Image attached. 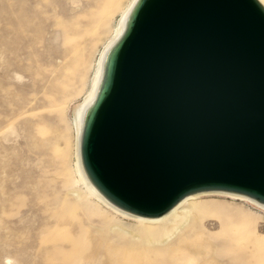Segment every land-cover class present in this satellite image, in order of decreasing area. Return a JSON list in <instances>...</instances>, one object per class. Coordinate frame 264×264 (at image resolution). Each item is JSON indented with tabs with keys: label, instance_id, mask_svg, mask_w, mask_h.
Here are the masks:
<instances>
[{
	"label": "water",
	"instance_id": "95a60500",
	"mask_svg": "<svg viewBox=\"0 0 264 264\" xmlns=\"http://www.w3.org/2000/svg\"><path fill=\"white\" fill-rule=\"evenodd\" d=\"M97 188L157 216L204 189L264 201V10L140 0L81 136Z\"/></svg>",
	"mask_w": 264,
	"mask_h": 264
},
{
	"label": "rangeland",
	"instance_id": "374dc122",
	"mask_svg": "<svg viewBox=\"0 0 264 264\" xmlns=\"http://www.w3.org/2000/svg\"><path fill=\"white\" fill-rule=\"evenodd\" d=\"M128 1L0 0V264H186V251L145 252L120 232L138 221L99 202L76 168L74 113ZM193 201V262L264 264L263 209Z\"/></svg>",
	"mask_w": 264,
	"mask_h": 264
},
{
	"label": "bare ground",
	"instance_id": "6f19581e",
	"mask_svg": "<svg viewBox=\"0 0 264 264\" xmlns=\"http://www.w3.org/2000/svg\"><path fill=\"white\" fill-rule=\"evenodd\" d=\"M139 1L140 0H129L128 3L126 4L119 18L114 37L103 48L99 56L97 69L93 76L90 90L86 95L85 99L83 100V102L75 110L74 118L76 122V135H77L76 144H75L76 168L79 174L80 181L85 185V187L90 192V194L94 196L103 205L111 208L112 210L120 213L121 215H124L126 217L138 221L137 222L138 224L136 225V232L143 233L145 237L141 238L140 236L137 235L136 232L131 233L130 231L124 228H118L120 232L125 234L128 233L131 234V236H133V239L134 237L140 238L141 240L140 244L145 252L149 250L162 251L167 248L169 249L170 253L173 254H178L182 251H186L189 254V257L185 261V263L196 264L195 262L192 261L193 259L192 257L193 255H196L200 252L199 251L200 249L196 247L198 239L196 238L197 239L196 240L195 238L189 235L196 224V221L193 218V213L199 212L196 203L193 201L195 200V197L206 194L224 195L228 197L246 200L263 210H264V201L257 200L242 193H237L227 190H218V189H204L186 194L185 196L177 200L169 209H167L165 212L157 216L138 215L119 207L118 205L113 203L110 199H108L93 183V181L87 174L81 159L80 144H81V136H82L83 128L86 119L90 111L92 110L93 105L103 85L109 56L113 51V49L115 48V46L117 45V43L123 37L127 29L128 23L131 19L132 13ZM256 1L264 10V0H256ZM213 258L210 257L208 258L209 260L206 259L202 260L201 263L199 264H217L215 263Z\"/></svg>",
	"mask_w": 264,
	"mask_h": 264
}]
</instances>
